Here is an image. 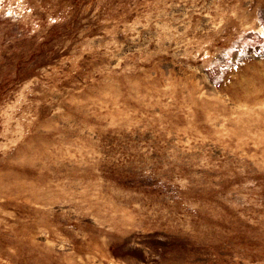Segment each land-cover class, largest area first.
Instances as JSON below:
<instances>
[{"label":"rangeland","instance_id":"obj_1","mask_svg":"<svg viewBox=\"0 0 264 264\" xmlns=\"http://www.w3.org/2000/svg\"><path fill=\"white\" fill-rule=\"evenodd\" d=\"M0 264H264V0H0Z\"/></svg>","mask_w":264,"mask_h":264}]
</instances>
